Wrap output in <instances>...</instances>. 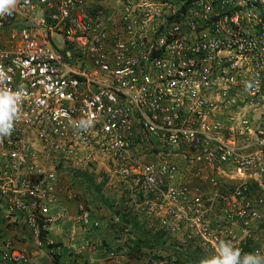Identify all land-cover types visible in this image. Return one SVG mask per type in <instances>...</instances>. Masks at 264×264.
Segmentation results:
<instances>
[{"label":"built area","instance_id":"built-area-1","mask_svg":"<svg viewBox=\"0 0 264 264\" xmlns=\"http://www.w3.org/2000/svg\"><path fill=\"white\" fill-rule=\"evenodd\" d=\"M96 170L167 244L264 264V0H0L4 216Z\"/></svg>","mask_w":264,"mask_h":264},{"label":"rangeland","instance_id":"rangeland-1","mask_svg":"<svg viewBox=\"0 0 264 264\" xmlns=\"http://www.w3.org/2000/svg\"><path fill=\"white\" fill-rule=\"evenodd\" d=\"M61 44L56 43L65 50ZM70 183L77 198L49 204L44 214L34 213L33 221L27 213L5 217V205H0V264H219L216 252L167 244L174 238L165 239L128 211L119 188L104 184L102 171H87ZM79 205L89 214L86 224ZM234 235L237 245L228 259L236 264L248 249L244 242L253 236Z\"/></svg>","mask_w":264,"mask_h":264},{"label":"crops","instance_id":"crops-1","mask_svg":"<svg viewBox=\"0 0 264 264\" xmlns=\"http://www.w3.org/2000/svg\"><path fill=\"white\" fill-rule=\"evenodd\" d=\"M66 230L65 231H63L62 233H64V234H66ZM68 233V232H67ZM64 234H60V236H59V238L62 240V241H64L65 239H66V237H64ZM69 234V233H68Z\"/></svg>","mask_w":264,"mask_h":264},{"label":"trees","instance_id":"trees-1","mask_svg":"<svg viewBox=\"0 0 264 264\" xmlns=\"http://www.w3.org/2000/svg\"><path fill=\"white\" fill-rule=\"evenodd\" d=\"M159 234H161V233H159Z\"/></svg>","mask_w":264,"mask_h":264}]
</instances>
